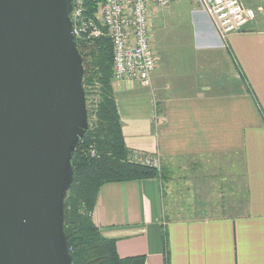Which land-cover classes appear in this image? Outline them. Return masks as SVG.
<instances>
[{"label":"crops","instance_id":"1","mask_svg":"<svg viewBox=\"0 0 264 264\" xmlns=\"http://www.w3.org/2000/svg\"><path fill=\"white\" fill-rule=\"evenodd\" d=\"M244 4L256 16L243 31L220 38L193 10L192 51L151 86L112 85L126 147L160 160L157 176L98 189L92 220L120 257L264 264V15Z\"/></svg>","mask_w":264,"mask_h":264},{"label":"water","instance_id":"2","mask_svg":"<svg viewBox=\"0 0 264 264\" xmlns=\"http://www.w3.org/2000/svg\"><path fill=\"white\" fill-rule=\"evenodd\" d=\"M72 0H0V264H72L71 158L88 127Z\"/></svg>","mask_w":264,"mask_h":264},{"label":"trees","instance_id":"3","mask_svg":"<svg viewBox=\"0 0 264 264\" xmlns=\"http://www.w3.org/2000/svg\"><path fill=\"white\" fill-rule=\"evenodd\" d=\"M74 41L82 58L85 101L90 104L88 127L73 152V180L64 198V231L72 264H144L142 255L120 257L115 240L102 236L91 212L101 184L157 176L158 171L128 160L132 150L124 143L116 109L109 39ZM88 149H95V155Z\"/></svg>","mask_w":264,"mask_h":264},{"label":"built area","instance_id":"4","mask_svg":"<svg viewBox=\"0 0 264 264\" xmlns=\"http://www.w3.org/2000/svg\"><path fill=\"white\" fill-rule=\"evenodd\" d=\"M183 0H72L69 13L74 40L109 39L112 82L138 81L151 86L156 56L151 43V13ZM211 20L220 38L243 31L256 12L243 0H192ZM92 3H95V5ZM95 155V149H88ZM128 160L160 169L156 155L132 150Z\"/></svg>","mask_w":264,"mask_h":264},{"label":"rangeland","instance_id":"5","mask_svg":"<svg viewBox=\"0 0 264 264\" xmlns=\"http://www.w3.org/2000/svg\"><path fill=\"white\" fill-rule=\"evenodd\" d=\"M244 2L257 6L261 15H264V0H244ZM198 9L200 10L192 0H183L172 2L164 9L154 8L152 10L150 17L151 43L156 56L155 71L158 73L166 71L168 66L173 67L181 54L192 51L196 46L193 42L195 34L194 16L200 12L196 13L193 10L198 11ZM162 12L163 15H159ZM156 17L157 22L154 20ZM221 78L223 79L219 82L225 85L228 82L227 75L225 74ZM169 81L171 91L181 90L173 87V80ZM113 84L114 82H112ZM89 104V102L86 103L87 108Z\"/></svg>","mask_w":264,"mask_h":264}]
</instances>
